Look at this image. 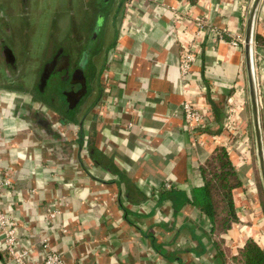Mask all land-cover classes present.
<instances>
[{
    "label": "crops",
    "instance_id": "1",
    "mask_svg": "<svg viewBox=\"0 0 264 264\" xmlns=\"http://www.w3.org/2000/svg\"><path fill=\"white\" fill-rule=\"evenodd\" d=\"M249 1L123 0L68 108L59 84L46 87L52 67L33 83L42 95L0 86V168L14 171L4 201L23 241L46 238L64 264H223L209 218L186 198L221 147L227 96L247 98L243 49L229 42L243 34ZM194 33L200 52L183 76L181 41ZM254 33L264 36V0ZM254 64L264 135V45L255 42ZM185 98L208 105L212 124L191 132ZM232 163L241 197L250 170ZM227 233L238 248L247 240L236 226Z\"/></svg>",
    "mask_w": 264,
    "mask_h": 264
},
{
    "label": "rangeland",
    "instance_id": "2",
    "mask_svg": "<svg viewBox=\"0 0 264 264\" xmlns=\"http://www.w3.org/2000/svg\"><path fill=\"white\" fill-rule=\"evenodd\" d=\"M121 2V0H0V38L3 39L2 43H6V46L12 50L15 59L10 62L3 58L0 41V86L16 87L26 90L27 94L32 92L34 95H42L38 89H35L33 83L37 82L43 61L48 58L52 50L65 41V38H70L73 42L76 36H88L98 14L105 17L110 32L112 26L109 22L113 18L114 21L117 19V10L120 9ZM105 27L104 31L107 29ZM95 61L99 64L101 59L96 57ZM12 63L14 66L10 65ZM62 101L65 105L64 99ZM83 102L82 99L79 105ZM242 116L234 133H223L232 159L237 163L247 162L250 170L248 193L240 197L237 191L239 188L233 190L236 215L240 219L238 223L234 222L232 225L238 227L239 235L236 238L238 242L243 236L247 239L253 238L262 245L264 244V203L257 184L259 180L248 100L246 115L243 113ZM245 131L247 142L243 141ZM218 210L219 214L221 211L225 213L221 207ZM228 230L223 233L226 234L225 237L219 238L225 259L228 264H241L238 255L240 248L237 247L238 243L234 238L227 233Z\"/></svg>",
    "mask_w": 264,
    "mask_h": 264
},
{
    "label": "built area",
    "instance_id": "3",
    "mask_svg": "<svg viewBox=\"0 0 264 264\" xmlns=\"http://www.w3.org/2000/svg\"><path fill=\"white\" fill-rule=\"evenodd\" d=\"M203 23L202 21L197 22L199 28ZM215 32V34L219 36V32L217 30H215ZM196 35H198V33L191 35L190 39L186 42L183 40L181 41L182 49L178 68L180 74L183 76L189 74L191 66L196 61L200 52V47L196 42ZM232 37L229 43L235 48H242L243 34L234 32L232 33ZM246 105L247 98L243 95L241 90H234L226 98L222 133L217 136V139L215 137L214 139L218 140L219 145L224 147L228 154L229 150L223 133H234V129H237L238 123H240L243 118L242 115ZM181 108L184 122L193 133L203 130L213 122L210 117V107L208 105L201 106L197 100L185 98L181 104ZM244 134L245 137L243 141L247 142L248 137L246 131ZM13 181L14 171L10 169L2 170L0 168V252L3 254L2 264H64L62 255L49 245L46 238H41L37 241V244L32 242L29 238L23 241L24 237L19 232L14 216L10 213V205L13 202L9 201L5 203L4 201V193L12 187ZM57 212L56 209H47L49 218H54Z\"/></svg>",
    "mask_w": 264,
    "mask_h": 264
},
{
    "label": "trees",
    "instance_id": "4",
    "mask_svg": "<svg viewBox=\"0 0 264 264\" xmlns=\"http://www.w3.org/2000/svg\"><path fill=\"white\" fill-rule=\"evenodd\" d=\"M254 42L264 45V36L254 34ZM200 170L203 182L191 189L186 201L209 218L214 248L222 263L228 264L219 238L238 220L232 194L241 184L240 173L234 167L231 155L222 146L212 152ZM257 184L261 190L258 181ZM261 200L264 203L263 197ZM219 207L225 213L221 211L219 214ZM238 255L241 264H264V249L253 238L245 241Z\"/></svg>",
    "mask_w": 264,
    "mask_h": 264
},
{
    "label": "flooded vegetation",
    "instance_id": "5",
    "mask_svg": "<svg viewBox=\"0 0 264 264\" xmlns=\"http://www.w3.org/2000/svg\"><path fill=\"white\" fill-rule=\"evenodd\" d=\"M105 25V17L98 14L88 36H76L73 42L70 41V38H65V41L56 47L55 50H52L51 54L43 61L42 65V70L44 67H52L51 73L46 81L47 88L53 89L52 87L55 83L59 84V93L64 95L63 99L67 96L70 97V102L74 100V93H70V91L75 90L77 94L82 92L83 79L81 74L84 73V69L91 67L92 58L94 55H98L102 50L101 42ZM2 40L3 39L0 38L1 43ZM4 46H6V43H2L1 52ZM3 58L5 59L4 56ZM13 64L14 63L10 65L12 66ZM68 104H65V108H68Z\"/></svg>",
    "mask_w": 264,
    "mask_h": 264
},
{
    "label": "water",
    "instance_id": "6",
    "mask_svg": "<svg viewBox=\"0 0 264 264\" xmlns=\"http://www.w3.org/2000/svg\"><path fill=\"white\" fill-rule=\"evenodd\" d=\"M121 1L123 2V0ZM260 2L261 0H250L247 6V10L244 18L242 49H243L244 69L246 76L248 111H249L250 126L252 130L256 170L261 187V193L264 199V135H263L262 123H261L259 94H258V86H257L255 64H254V34H255L254 28H255V20ZM2 52L6 60L10 62L14 61L13 52L8 46H4ZM46 68L47 67H44V71L41 77V81L44 83L48 76ZM81 76L83 79L82 88L86 90L85 77L83 73L81 74ZM71 92L74 93L73 97L75 98L81 95V94H77L75 90Z\"/></svg>",
    "mask_w": 264,
    "mask_h": 264
}]
</instances>
